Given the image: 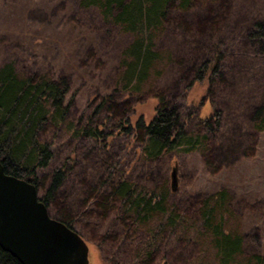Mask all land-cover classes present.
<instances>
[{"label":"rangeland","instance_id":"1","mask_svg":"<svg viewBox=\"0 0 264 264\" xmlns=\"http://www.w3.org/2000/svg\"><path fill=\"white\" fill-rule=\"evenodd\" d=\"M208 2L214 3L206 13ZM177 18L178 26L167 22L156 35L153 51L160 58L132 91L125 89L123 77L132 61L128 50L137 37L110 23L99 9L84 7L82 0H0V67L13 62L22 76L69 82L65 124L43 132L54 158L41 178L48 185L45 173L67 165L68 180L59 196L67 197L71 214L79 216L78 232L89 246V264L114 263L111 244L102 242L113 239L119 227H112L113 216L103 220L99 210L91 212L86 204L92 186L107 177L109 159L117 163L114 177L153 190L172 189L168 205L190 219L198 215L207 195L227 189L235 213L231 228L246 235L249 243L245 255L264 254V247L261 253L255 245L264 246V132H257L246 116L248 105L257 102L264 89V41L255 47L243 43L246 29L264 21V0H196L193 9ZM218 45L223 47V74L213 77L207 88L198 83L187 91L196 69L205 58H213ZM162 97L179 108L185 132L199 138L200 145L146 159L137 153L142 141L121 134L119 122L124 117L135 122L141 114L147 122ZM214 110L221 112L222 122L215 125L211 117L209 130L201 118ZM96 125L104 126L107 135L119 131L106 153L101 143L82 132ZM138 135L140 139V131ZM87 209L88 218L83 213ZM198 240L194 235L183 242V249L188 248L183 254L174 251L171 242L163 255L171 249L182 260L208 264L213 252L204 251Z\"/></svg>","mask_w":264,"mask_h":264},{"label":"trees","instance_id":"2","mask_svg":"<svg viewBox=\"0 0 264 264\" xmlns=\"http://www.w3.org/2000/svg\"><path fill=\"white\" fill-rule=\"evenodd\" d=\"M195 1L82 0V3L84 7L99 9L110 23L137 37L128 50L132 61L123 77L125 89L133 91L139 89L140 84L148 78L152 64L160 58L159 53L153 51L156 35L162 32L167 22L171 23L170 26H178L179 14L193 9ZM211 3L214 2H208L204 12H208ZM263 41L264 21H257L246 29L243 43L250 46ZM222 50L223 47L218 45L213 58H205L196 69V78L187 91L198 83L207 88L213 77L223 74L224 66L220 65ZM69 92L70 85L66 79L22 76L13 62L4 63L0 67V163L7 174L36 185L38 191L42 192L40 199L47 206L50 216L82 237L78 232L79 216L71 214L70 206L66 205L67 197L59 196V191L68 180L67 165L64 163L51 173H45L49 175L48 185L44 186V179L41 178L42 173L51 167L54 158L53 147L44 140L43 132L47 129L57 130L65 124L70 108ZM164 102L163 97L159 98L154 115L147 122L142 114L135 122L129 121L128 117L119 122L121 134L133 135L134 141H142L138 146L140 153H137L143 158L160 159L171 151H190L200 145L199 138L185 132L179 108ZM247 108L246 116L254 129L264 132V89L259 100ZM211 117L215 125L222 122L221 112L217 110L201 118L209 130L212 128L209 123ZM102 127L96 125L82 132L101 143L100 149L106 153L111 140L117 137L119 131L115 135L112 130L107 135ZM138 131L141 132L140 139ZM105 165L108 166V175L99 184L92 186L86 204L87 208L91 207V212L99 210L103 220H107L108 214L113 216L112 227L116 224L119 227L113 239L107 238L102 242L105 245L111 244L109 251L113 256L110 262L113 264H193V259L182 260L180 256L173 255L171 249L166 255H163L162 250L166 249L165 246L170 247L173 242V250H181L180 254H183L188 248L183 249L182 243H189L194 235L200 240L197 244L204 247V251L213 252L214 258L208 264H264L263 244L255 243L262 254L254 253L247 257L245 249L249 243H246V235L231 228L232 222H235V213L232 211V196L227 189L207 195L197 211L198 215L190 219L177 211V206L168 205L172 189L153 190L132 183L125 177H114L116 160L110 162L109 159ZM88 212V209L86 213L83 211L86 218ZM175 237L177 240L172 241ZM116 254L124 257H117ZM0 264L22 263L0 247Z\"/></svg>","mask_w":264,"mask_h":264},{"label":"water","instance_id":"3","mask_svg":"<svg viewBox=\"0 0 264 264\" xmlns=\"http://www.w3.org/2000/svg\"><path fill=\"white\" fill-rule=\"evenodd\" d=\"M0 247L22 264H89L83 237L52 218L33 183L0 163Z\"/></svg>","mask_w":264,"mask_h":264}]
</instances>
